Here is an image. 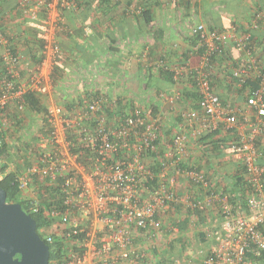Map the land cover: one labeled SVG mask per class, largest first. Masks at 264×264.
Masks as SVG:
<instances>
[{
    "label": "built area",
    "instance_id": "built-area-1",
    "mask_svg": "<svg viewBox=\"0 0 264 264\" xmlns=\"http://www.w3.org/2000/svg\"><path fill=\"white\" fill-rule=\"evenodd\" d=\"M88 1L17 0L16 5L41 24L43 51L53 59L60 47L50 28L71 31L59 12L77 11ZM56 8L52 18L49 12ZM190 34L197 36L191 50L197 63L154 60V68L171 74L172 86L157 90L152 103L129 110L111 103L108 109L98 94L70 109L51 104L41 116L45 131L30 144L27 163L15 170L18 188L30 191L32 212L40 213L38 192L44 194L43 214L50 218L47 239L59 236L66 245L59 264H120L142 258L144 252L134 247L135 233L157 246L164 215L175 204L197 206L204 214L214 211L218 218L207 234V245L186 246L190 262L199 258L202 264H259L264 255V51L255 50L249 44L250 33L235 25L216 29L197 23ZM0 44L5 46L2 62L7 75L0 81V110L9 102L21 109L27 91L48 93L50 83L39 70L21 82L20 56L9 49L1 29ZM229 46L240 55L233 65L227 58ZM226 66L238 88L248 80L257 83L243 90V105L223 104L211 85L213 75L220 69L223 76ZM185 88L195 99L185 95ZM156 103L154 116L150 105ZM6 126L0 114V127ZM215 130L229 135L223 150L243 170L245 207L207 175L203 157L192 159V144ZM49 187L58 189L60 196Z\"/></svg>",
    "mask_w": 264,
    "mask_h": 264
},
{
    "label": "crops",
    "instance_id": "crops-1",
    "mask_svg": "<svg viewBox=\"0 0 264 264\" xmlns=\"http://www.w3.org/2000/svg\"><path fill=\"white\" fill-rule=\"evenodd\" d=\"M16 1L0 0V26L7 38V46L20 56L17 71L21 82H27L30 74L39 70L50 83V90L43 94L46 108L51 104L65 106L70 102H85L95 92L102 95L108 109L111 103L125 110L132 109L135 104L152 103L157 90L172 86L169 78L154 68L152 62L163 57L169 63L187 59L190 65L196 64L190 32L197 23L216 29L235 25L250 33L255 50L264 49V0H92L81 3L77 11L59 12L71 31L66 34L50 28V34L60 47L57 57L51 59L36 45L43 27L38 21L24 16ZM138 8L151 9L149 22ZM56 11L57 8L51 10L49 15L54 18ZM87 29L89 33L85 32ZM4 48L0 44V58ZM41 52L43 59L40 64H35L31 54ZM229 54L235 61L239 60L234 49L231 48ZM54 66L58 79L53 84L50 75ZM2 67L0 64V70ZM227 84L223 79L214 83L221 98L231 93ZM187 103L192 105V99ZM11 104L8 109L13 106ZM44 111L42 114L30 112L32 116L36 115L33 117L37 126ZM160 113L162 115L163 111ZM19 115L27 114L20 112ZM205 146L198 142L192 144L194 161L199 159ZM16 158V150L12 148L8 159L15 161ZM202 168L213 178L222 177L231 182L240 173L237 162L226 153L211 154ZM207 214L208 217L199 220L182 205L171 206L164 215V227L156 250H151L140 232L135 233L134 247L144 252L145 264H200L190 262L186 246L201 245L203 232L217 223L216 212ZM174 226L177 231L171 228ZM86 264L93 263L87 261ZM120 264L137 263L127 260ZM259 264H264V256L259 259Z\"/></svg>",
    "mask_w": 264,
    "mask_h": 264
},
{
    "label": "trees",
    "instance_id": "trees-1",
    "mask_svg": "<svg viewBox=\"0 0 264 264\" xmlns=\"http://www.w3.org/2000/svg\"><path fill=\"white\" fill-rule=\"evenodd\" d=\"M97 1H109V0H97ZM89 2H92V0H89ZM1 6V5H0ZM140 14L141 16H143L146 20V22H149L151 20V9H140ZM211 28V27H209ZM0 29L1 31L3 32V35L5 36V33L2 29V27L0 26ZM251 36V35H250ZM6 37V36H5ZM8 37V36H7ZM191 45H194L195 42H196V38L197 36L193 35L191 36ZM7 39V38H6ZM37 44L38 45V48H41V50H43V44H44V39L42 37L38 38L37 40ZM253 40L250 38L249 39V44L250 45H253ZM8 42V41H7ZM9 49L13 52V53H16L15 50L9 46ZM227 49V58H229V60H233L232 63H230L231 65L235 64V60L233 58H231V55L229 54L230 53V50L231 47L229 46ZM264 51V49H261L259 51V53H262ZM43 54L42 52L39 54V55H35V54H31V59L32 61L35 63V64H40L42 59H43ZM240 56V55H239ZM238 56V57H239ZM0 64L3 66V62H2V55H1V58H0ZM56 67L54 66L53 67V72L52 74L50 75V79L52 81V83L54 84V82L58 79L57 77V72H56ZM160 70V72L163 74V75H166L170 82L172 83V78H171V74L168 73L167 71L163 70V69H158ZM226 70L227 71H223V76L221 75L222 74V70H218L212 77V82H211V85L212 87L215 89V85L214 83L215 82H218L219 79H223L224 81H226L229 85V87L231 88V93H229L230 95L227 96V97H222L219 95V98L221 100V102L223 104H229L231 106H234V105H243L244 101H245V97H244V93H243V90H245V87H247L249 90H251L255 85H257V83H255L254 80H248L246 81V83H244V87H241V88H238L236 86V81H237V78L234 77L232 75V73L230 72L228 66H226ZM0 81H2L4 78L7 77V75H5V70H4V66L2 67V69L0 70ZM216 90V89H215ZM229 90V89H228ZM217 92V91H216ZM94 93V92H93ZM218 93V92H217ZM95 95H98L96 92L94 93ZM93 95V96H95ZM185 95L186 96H191L193 99H195V93H192L188 90L185 91ZM23 99H24V102L22 104V108L19 109L18 108V103H13V102H9L8 105L5 106L4 109H1L0 110V114L3 115V117L5 118L6 120V123H7V126L5 128H2L0 127V162L3 161L1 164H0V175L2 174L1 178H0V187L5 191L6 193V201L8 202H19L20 204H22L26 210L27 213H29L32 218L36 221V231L38 232V234L40 235V237L43 239V241L48 245L49 247V258H48V261H49V264H59V262L61 261L62 259V256L65 254V251H66V245H65V241L62 240V238H60L59 236H53L52 235V238L50 241H48L47 239V235H48V226L50 225V218H48L46 215L43 214V211L45 210V207H43V203L46 204V199L44 198V195L41 191L38 192V194L40 195L39 197H37L39 199V204H40V207H41V210H40V213H34L31 211V200L28 198L29 196V193L26 194L24 193L25 190H20L18 188V184H17V170L15 169H19L21 168L22 166V163H20V161H26V158L27 155L29 154V150H31V146L30 144L32 145V141H34L36 139V136H35V139L34 140H31L29 143L28 141L26 142L25 146L21 147L19 145H14L12 147H10L7 143L6 140H8L7 138V130H8V125L10 123V119H13L14 118V121H11V124H14V126L16 128H19V131L20 132H23V129L24 128H21L22 127V124L25 120V118H30L31 120L33 121H36L35 120V117L33 116H36V115H30V112H34L35 114H42V111H46V107H44V98H43V94L42 93H38L36 91H27L24 95H23ZM92 98V96L90 97V99ZM90 99H88L87 101L85 102H80L78 105L80 106H84L85 104H87ZM13 104V106L11 107V109H8L9 105L10 104ZM11 104V105H12ZM76 103L75 102H70V103H66V105L64 107H67L68 109L72 108V107H75ZM77 106V105H76ZM165 108H166V105H164ZM44 107V109H43ZM150 110H151V114L152 115H156L157 113V103L156 105L155 104H151L150 105ZM44 111V112H45ZM20 112H26L27 115H19ZM24 116V117H23ZM40 116H43V115H40ZM30 124H31V121H30ZM32 125V124H31ZM10 126V125H9ZM39 127H41V129H39V132H42L44 133V125H38ZM38 134V133H36ZM23 135L25 134H22V137ZM229 135L227 134H224L221 130H215L214 132L212 133H209L205 136H201L199 138V140L195 141L194 143L198 142V143H201V144H204L206 145L205 147H203L204 149H202L201 153L199 154V157H203L205 159V162H207L209 160V157L211 154H213L214 156H217V155H224L225 154V151L223 150V145L225 144V142L227 141V139H229ZM31 139V138H30ZM221 146V147H220ZM225 146V145H224ZM13 149L16 150V153H17V156H18V159L16 158L15 159V163H16V168L13 169V170H10L8 169L7 170V159L9 157V154H10V151ZM25 159V160H24ZM239 175H237V178L235 181H225L222 177L217 178H213L208 172H207V175L211 178V179H218L217 181L218 182H221L222 185H224L226 188H228L232 193H234V195L236 196V200L238 202H241V204L243 205L244 204V207H245V203L243 202V198H244V192H245V189L243 187H245L244 185V180H245V177L244 175L242 174L243 170L241 167H239ZM31 188H33V186L31 185ZM46 191H48V187H46ZM50 189V192H53L55 191L56 195L55 196H60V192L58 189H54L52 187H49ZM35 190V189H34ZM193 191V189H192ZM239 191V192H237ZM26 194V196L24 195ZM52 197V195H51ZM56 203L58 205L61 204V200H55ZM42 203V204H41ZM174 205V204H173ZM175 205H179V204H175ZM46 206V205H45ZM186 209V208H185ZM186 211L191 214V215H195L196 218H198L199 220H204V218L208 217V214L207 213H203L204 211H202L201 209H199L197 206H192V208H187ZM213 226H209L208 227V231L206 232H203V236H202V242H201V245H198V246H205L209 243V238L207 236L208 232L210 231V229L212 228ZM44 230V232H43ZM205 241V243H204ZM149 247H151V250H153V252L156 250L155 245H152L151 243H149ZM264 256V255H263ZM262 256V257H263ZM261 257V258H262ZM147 260V257L146 256H143L142 258H139L137 260L134 261V263H137V264H145L144 262ZM195 260H198L196 261V263H201L200 259H192V262Z\"/></svg>",
    "mask_w": 264,
    "mask_h": 264
},
{
    "label": "water",
    "instance_id": "water-1",
    "mask_svg": "<svg viewBox=\"0 0 264 264\" xmlns=\"http://www.w3.org/2000/svg\"><path fill=\"white\" fill-rule=\"evenodd\" d=\"M48 258L36 221L22 204L6 201L0 187V264H49Z\"/></svg>",
    "mask_w": 264,
    "mask_h": 264
},
{
    "label": "rangeland",
    "instance_id": "rangeland-1",
    "mask_svg": "<svg viewBox=\"0 0 264 264\" xmlns=\"http://www.w3.org/2000/svg\"><path fill=\"white\" fill-rule=\"evenodd\" d=\"M177 107L179 108H183L182 107V104H178ZM22 116V115H21ZM24 117V116H23ZM162 117V115H161ZM165 121H169L165 118H168V115H163L162 117ZM36 120V119H35ZM11 121H14V118L13 119H10V123L8 125V130H7V143L10 147L13 146V143L14 145L17 144V145H20L21 147L25 146L26 142L28 141V143L31 141V140H34L35 139V136L37 135L36 133H39V127L37 126V121L36 123L31 120L30 118H25L23 124H22V127L21 128H24L23 129V132H20L19 131V128H16L14 126V124H11ZM31 121V124L34 123V124H30L29 122ZM41 123L38 122V125H40ZM22 134H25L23 135L22 137ZM31 138V139H30ZM25 160V159H24ZM7 170L10 169V170H13L15 169L16 167V163L15 161L13 160H9L7 159ZM20 163L23 164V166L27 163V161H20ZM26 194L29 193V189L28 191L25 192ZM26 194H24L26 196ZM44 232V230H43ZM48 232V231H47ZM195 247H198V245H194ZM195 261H198V260H195ZM192 262V261H191ZM194 262V261H193Z\"/></svg>",
    "mask_w": 264,
    "mask_h": 264
}]
</instances>
